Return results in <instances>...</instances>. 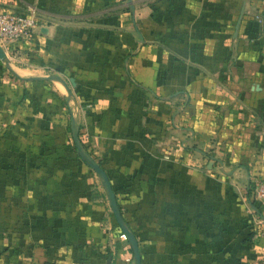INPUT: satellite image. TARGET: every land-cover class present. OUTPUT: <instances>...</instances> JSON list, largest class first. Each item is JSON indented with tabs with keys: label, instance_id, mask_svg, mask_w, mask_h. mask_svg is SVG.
I'll return each mask as SVG.
<instances>
[{
	"label": "crops",
	"instance_id": "0c3cea01",
	"mask_svg": "<svg viewBox=\"0 0 264 264\" xmlns=\"http://www.w3.org/2000/svg\"><path fill=\"white\" fill-rule=\"evenodd\" d=\"M0 9V264H264V0Z\"/></svg>",
	"mask_w": 264,
	"mask_h": 264
},
{
	"label": "built area",
	"instance_id": "2783aa9c",
	"mask_svg": "<svg viewBox=\"0 0 264 264\" xmlns=\"http://www.w3.org/2000/svg\"><path fill=\"white\" fill-rule=\"evenodd\" d=\"M35 26V17L30 12H15L0 9V48L5 57L14 60L20 50V43L30 38ZM252 200L259 210V223L264 222V175L251 182ZM119 240H126L125 234H117ZM125 264L130 263L128 257Z\"/></svg>",
	"mask_w": 264,
	"mask_h": 264
},
{
	"label": "water",
	"instance_id": "95a60500",
	"mask_svg": "<svg viewBox=\"0 0 264 264\" xmlns=\"http://www.w3.org/2000/svg\"><path fill=\"white\" fill-rule=\"evenodd\" d=\"M5 55H4V53H3V51H2V49L0 48V60L1 61H5ZM69 82L71 83V84H73V81H72V79H69ZM115 219H116V221H117V223H118V225H119V227H120V229H121V232L122 233H124L125 234V237H126V240L130 243V244H134V242H133V238H132V235L130 234V232L128 231V229H126V227L124 226V224H122V221H121V219H120V217H119V214H118V212H116L115 211Z\"/></svg>",
	"mask_w": 264,
	"mask_h": 264
},
{
	"label": "trees",
	"instance_id": "16d2710c",
	"mask_svg": "<svg viewBox=\"0 0 264 264\" xmlns=\"http://www.w3.org/2000/svg\"><path fill=\"white\" fill-rule=\"evenodd\" d=\"M13 130H12V128H10V127H8V128H6V129H4L3 131H2V133L0 134V139H1V136L2 135H6L8 132H12ZM14 132V131H13ZM15 134V133H14ZM19 144L18 145H15L14 147H10L11 148V150H13L14 148H17V149H19ZM71 147L73 148V146L71 145Z\"/></svg>",
	"mask_w": 264,
	"mask_h": 264
},
{
	"label": "rangeland",
	"instance_id": "374dc122",
	"mask_svg": "<svg viewBox=\"0 0 264 264\" xmlns=\"http://www.w3.org/2000/svg\"><path fill=\"white\" fill-rule=\"evenodd\" d=\"M13 61H14L15 63H19V62H20V60H19V52L17 53V57H15ZM63 117L65 118V112L62 113V115H61V119H63Z\"/></svg>",
	"mask_w": 264,
	"mask_h": 264
}]
</instances>
